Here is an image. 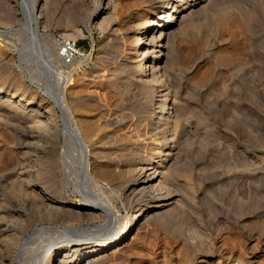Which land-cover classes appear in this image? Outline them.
Here are the masks:
<instances>
[{
  "label": "rangeland",
  "instance_id": "374dc122",
  "mask_svg": "<svg viewBox=\"0 0 264 264\" xmlns=\"http://www.w3.org/2000/svg\"><path fill=\"white\" fill-rule=\"evenodd\" d=\"M94 1L32 0L37 41L21 0H0V264H34L44 250L71 264L75 239L97 243L165 196L173 202L139 215L120 247L91 242L80 264H264V0H185L155 84L133 69L132 31L169 0H102L90 17ZM66 39L83 50L69 62ZM143 165L161 170L159 184L139 187ZM81 175L100 183L111 215Z\"/></svg>",
  "mask_w": 264,
  "mask_h": 264
},
{
  "label": "bare ground",
  "instance_id": "6f19581e",
  "mask_svg": "<svg viewBox=\"0 0 264 264\" xmlns=\"http://www.w3.org/2000/svg\"><path fill=\"white\" fill-rule=\"evenodd\" d=\"M185 2H186L185 0H169L165 4L164 11H162V10L159 11L156 15H154V17L149 18L147 21H143V22L141 21L142 23L139 22L140 24L137 23L138 26L137 25L136 26L139 27V29H137V31L136 30L132 31V33H133L132 36H133V38H135L134 39L135 42L132 40L133 38L131 40L135 44L133 46V49H130L131 51L129 49L128 50H129L130 53L133 54L132 57H130L133 62L137 60L138 56L141 57V62L139 61L140 60L139 59L138 61H136L138 63L134 65L135 68L132 66L133 69H135V71L137 72L138 77L140 79H145L146 78L147 80H150V81L153 82V83L151 82V84H155L157 82H159V83L161 82L160 80H162V79H160V77H161L160 73L158 71H156L155 69L158 70V68H157V67H159L158 60L160 58V55L162 54V49L164 47V44H163L164 41L163 40L167 38V33H169L168 28L170 27V25H169L168 21H171V20H174V19H176V20L178 19L179 15H180V14H178V11L182 10L183 8H185L184 7V3ZM94 4L95 5H94V8L92 9L90 17L95 15V13L103 7L102 0H96V1H94ZM20 5H21L20 10H21V13H22L23 18H24L23 27L27 31L28 36L30 37L31 40H35V39L37 40V38L41 37V34L39 33L38 28H37V24H36V21H37V19H36V9L34 8V6L32 4V0H21V4ZM186 9H187V7H186ZM145 18H147V17H145ZM154 41H155V45L150 46V44H153ZM57 43H58V45H60V42H57ZM155 62H157V64H158V65L156 64V68L154 66ZM41 63H42V61H41ZM160 66H161V64H160ZM50 68H52V67H50ZM54 70H56V68H54ZM58 72L56 71V73H58ZM55 91L53 92L52 95H54V99H55L54 101H56V104L62 110L60 118H62V122H63L64 128L67 130V133L70 136L71 140L73 141V143H75V146L78 148V150L81 151V154L83 155V158H84V153L86 151V143L82 139V137H81V135L79 133V130H78L77 126H76L75 120L72 118L71 114L68 111V108L65 106V103L63 102L61 94H59L58 91L55 93ZM28 110H31V111L35 110V107L30 106L28 108ZM159 151H160V148H159ZM164 154H167V153H164ZM151 161H156V159L153 158V160H151ZM159 163L161 164V162H159ZM82 165H83V162H82ZM144 165L140 168L141 170L139 171L140 172L139 174H141V176H140L138 182L139 183H143V185L139 186V187L140 188L142 187L144 189L146 186H148V185L150 186V184H153V186L155 184L156 185L159 184L160 180H155V179L160 174L161 170L160 171H158L159 169L156 170L157 167H155L154 165H149V167H146ZM86 170L87 169L84 170V166H83V168L82 167L80 168L81 172L82 171L85 172ZM146 170H148V171H146ZM83 175H81L82 176V180H83V185L88 187L90 195L92 196L93 200H95V203H93V204L98 205V209L106 211L108 214H110L109 213L110 212L109 201L98 190L100 188V185H99L100 183L98 184V182H96V183L90 185L89 183H87V181L84 180V176ZM160 178H161V176H160ZM169 198H170V196H165V197H160L157 200L150 201L143 208L137 210L134 214H132V217L129 220L125 221L121 228L120 227H115V229L112 230V231L108 230V231L102 232L103 230L100 231V227L101 226L100 227H96L92 231L95 232V230H96V231L102 232V236L98 238L99 241H97V243H96L97 239H94L95 241L94 240L93 241H91V240H80V238L75 239L76 241H74L71 244L72 247H70V248L72 250H78L79 252L74 257V259H73L71 264H80L81 262H83V261H81V260H83L82 259V257H83L82 254L87 252V251H83V250L87 249L88 248L87 245L89 243H91V242H94V244L99 247L98 250H110V249H113V248L116 249V248L120 247V245H122V243L125 242V240L127 238V235L129 233V227L133 224L135 219L138 218V216L141 215V214L143 216L145 213H147L148 211L152 210L153 208L162 207V206H165V205L173 202V200H170ZM110 215L108 217L111 219ZM60 227L56 226V225L55 226H53V225L52 226L51 225L50 226H48V225L44 226L43 225L38 230L58 232L59 230H62ZM68 229H72V227L70 228V226H68L67 229H65L66 231H68V233H70V236L77 237L79 235V233H77L76 230L73 231V229L72 230H68ZM78 232H80V231H78ZM36 233H37V231H36ZM110 233H112V234L115 233V234L112 237H110L109 236ZM35 235H37V234H35ZM94 244H93V246H94ZM80 245H84V246L80 247ZM40 255L36 256V261L33 262L34 264H46V262L49 263V264H64V261H62V260H59L58 263L56 262V260H57L56 258L58 257L57 256L58 253L56 251H47V252H45V250H44L43 256L41 255V257H40ZM96 255H97V253L96 254L93 253L89 257L84 259V260L85 261H91V262H92V260L95 261V259L96 260L99 259V258H97ZM63 256H65V254H63ZM99 257H100V255H99ZM60 259H62V258L60 257Z\"/></svg>",
  "mask_w": 264,
  "mask_h": 264
},
{
  "label": "built area",
  "instance_id": "2783aa9c",
  "mask_svg": "<svg viewBox=\"0 0 264 264\" xmlns=\"http://www.w3.org/2000/svg\"><path fill=\"white\" fill-rule=\"evenodd\" d=\"M82 51L75 41H71L70 39L60 41L59 56H61L64 62H69L75 56L80 55Z\"/></svg>",
  "mask_w": 264,
  "mask_h": 264
}]
</instances>
